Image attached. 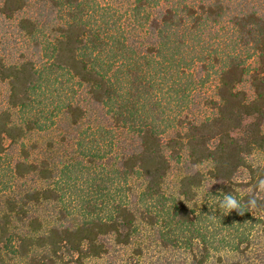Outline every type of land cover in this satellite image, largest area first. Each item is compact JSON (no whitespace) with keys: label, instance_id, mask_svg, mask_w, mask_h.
I'll return each mask as SVG.
<instances>
[{"label":"trees","instance_id":"obj_1","mask_svg":"<svg viewBox=\"0 0 264 264\" xmlns=\"http://www.w3.org/2000/svg\"><path fill=\"white\" fill-rule=\"evenodd\" d=\"M0 264H264V0H0Z\"/></svg>","mask_w":264,"mask_h":264},{"label":"clouds","instance_id":"obj_2","mask_svg":"<svg viewBox=\"0 0 264 264\" xmlns=\"http://www.w3.org/2000/svg\"><path fill=\"white\" fill-rule=\"evenodd\" d=\"M227 209H232V208H236L237 207V204L235 202V200L233 199H229L228 202H227Z\"/></svg>","mask_w":264,"mask_h":264},{"label":"rangeland","instance_id":"obj_3","mask_svg":"<svg viewBox=\"0 0 264 264\" xmlns=\"http://www.w3.org/2000/svg\"><path fill=\"white\" fill-rule=\"evenodd\" d=\"M245 174V173H244Z\"/></svg>","mask_w":264,"mask_h":264}]
</instances>
